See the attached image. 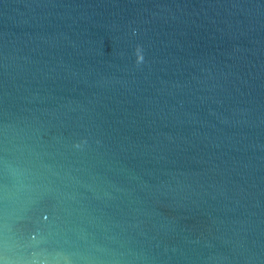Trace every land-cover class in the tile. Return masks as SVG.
I'll return each mask as SVG.
<instances>
[{
	"label": "water",
	"instance_id": "obj_1",
	"mask_svg": "<svg viewBox=\"0 0 264 264\" xmlns=\"http://www.w3.org/2000/svg\"><path fill=\"white\" fill-rule=\"evenodd\" d=\"M0 264H264V0H0Z\"/></svg>",
	"mask_w": 264,
	"mask_h": 264
},
{
	"label": "clouds",
	"instance_id": "obj_2",
	"mask_svg": "<svg viewBox=\"0 0 264 264\" xmlns=\"http://www.w3.org/2000/svg\"><path fill=\"white\" fill-rule=\"evenodd\" d=\"M135 57H136V62L137 63H141L143 61L142 51L139 48V46H137V48L135 49ZM74 147L79 148L80 145L79 144H76V145H74Z\"/></svg>",
	"mask_w": 264,
	"mask_h": 264
}]
</instances>
